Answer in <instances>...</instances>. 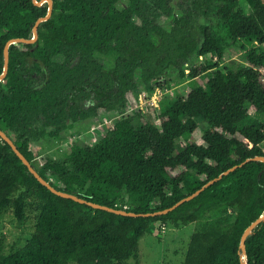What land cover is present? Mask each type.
Here are the masks:
<instances>
[{"label":"trees","instance_id":"obj_1","mask_svg":"<svg viewBox=\"0 0 264 264\" xmlns=\"http://www.w3.org/2000/svg\"><path fill=\"white\" fill-rule=\"evenodd\" d=\"M53 1L38 41L10 45L0 82V127L41 176L87 201L152 213L237 168L167 214L133 217L53 193L0 137V216L11 208L24 226L35 214L31 238L0 252V264H120L158 221L196 223L184 264H242L244 256L247 264H264V221L247 237L245 254L240 246L246 228L264 215V162L253 159L264 156L263 0H218L224 34L201 24V43L194 33L198 0H126L122 9L121 0ZM48 9V2L0 0V75L8 41L33 38ZM161 16L172 18L170 30L158 23ZM230 44L245 51L244 61L223 63ZM59 55L64 62L55 60ZM202 56L206 61L192 67ZM101 58H113L114 66ZM139 69L149 94L182 83L187 91L164 97L150 115L130 111ZM202 75L200 84L195 78ZM91 95L96 102L82 107L79 99ZM101 110L121 114L104 138L35 165L33 139L59 138L70 122L95 120Z\"/></svg>","mask_w":264,"mask_h":264},{"label":"rangeland","instance_id":"obj_2","mask_svg":"<svg viewBox=\"0 0 264 264\" xmlns=\"http://www.w3.org/2000/svg\"><path fill=\"white\" fill-rule=\"evenodd\" d=\"M203 0H198L195 16L194 33L198 41L202 42V34L199 32L198 27L203 24L215 32L222 34L223 30L220 28V17L217 14V7L222 3L218 0L210 2V6L205 8L202 4ZM179 0H175L174 4H178ZM264 2V0H263ZM126 0H121L117 7L122 9L127 6ZM176 14L182 15V11L177 9ZM194 18V17H193ZM137 20V19H136ZM158 23L166 30H170L173 20L167 16H161ZM193 59V66L189 64L186 66V75L188 81L190 80V68L197 67L206 61L205 57ZM56 61L64 62L65 57L59 55L55 57ZM215 61L217 58L214 59ZM245 51H243L239 44H230L227 46L223 63L229 64L233 61H244ZM101 61L105 64L106 68L114 66L113 58L104 59ZM205 75L195 78L200 84L205 82ZM135 80L138 83V91H135L128 100L130 111H140L142 114L150 115L154 107L159 106V102L164 97L176 98L186 93L188 83H182L177 87L167 89L166 91L160 90L154 94H149L146 90V85L142 81L141 70H137ZM163 91V92H162ZM83 100L79 99L82 107L87 108L96 102L95 96L91 95L85 97ZM254 115V110L249 112ZM121 118V114L117 111L108 112L101 110L99 116L95 120H84L80 122H70L68 127L63 130L59 138L50 137L48 135L32 140L31 148L37 154L35 165L42 167L45 161L51 157L53 159H65L71 153L73 148L79 146L84 147L87 145H94L98 143L105 135L114 127L116 121ZM264 121V116L260 117ZM137 118H134V123L137 125ZM200 127L203 129L208 128V123L205 120L199 119ZM52 128H49L51 130ZM197 142L201 143L202 138H198ZM183 148L182 143L179 144ZM264 147V145H263ZM55 178V177H54ZM205 179V177H202ZM130 200L125 197L124 206H130ZM214 216V213L209 216ZM196 223L188 224H175L171 221L163 224L158 221L155 222L140 239L139 251L126 261L120 264H184L188 246L193 233L195 232ZM35 229V214L34 212L29 217L24 226L18 224L17 218L11 208H8L0 216V252L10 253L22 248L26 242L31 238ZM77 264V263H71Z\"/></svg>","mask_w":264,"mask_h":264},{"label":"water","instance_id":"obj_3","mask_svg":"<svg viewBox=\"0 0 264 264\" xmlns=\"http://www.w3.org/2000/svg\"><path fill=\"white\" fill-rule=\"evenodd\" d=\"M34 3L37 6L42 5L45 2L49 3V9H48V14L43 17L38 19V21L36 22L35 26H34V30H33V38L31 39H24V38H17V39H11L10 41H8V43L6 44L5 47V67H4V72L2 75H0V82H3L7 73H8V67H9V48L11 44H15V43H36L39 39V32H38V25L40 24V22L42 21H46L48 19H50L52 17L53 14V9H54V1L53 0H33ZM31 60H35L38 62H41L39 59L36 58H31ZM42 63V62H41ZM0 137L3 138L7 143L10 144V146L12 147L13 151L16 153V155L22 160V162L28 167L29 172L32 173L39 181L42 185L46 186L48 189H50L53 193L64 197V198H69V199H73L77 202L80 203H84V204H88L90 206H92L93 208L96 209H103L109 212H114L117 214H121V215H126V216H133V217H137V216H159V215H164L167 214L168 212L176 209L177 207H179L181 204H183L186 201H189L191 199H193L195 196H197L198 194H200L201 191H203L204 189H206L207 187L211 186L212 184H214L215 182H217L219 179H221L224 175L229 174L230 172L234 171L237 166H234L230 169H228L227 171H225L224 173H222L221 175H219V177L208 181L201 189L197 190L195 193L185 197L184 199L180 200L179 202L175 203L173 206L169 207V208H165L163 210H158L152 213H135L133 211H128L126 209H117V208H112L106 205H102V204H98V203H94V202H90L87 201L86 199H83L75 194L72 193H68L65 191H61L59 189H57L55 186L52 185V183L48 180H46L43 176L40 175V173L38 172V170L32 165V163L26 158V156L20 151V149L18 148V146L16 145V143L13 141V139L4 131L1 129L0 127ZM254 160H260L264 162V156H257L255 158H253ZM250 160V159H249ZM248 161V160H247ZM262 221H264V215H262L260 218H258L256 221L252 222L244 231L242 238H241V249L245 254L246 251V239L247 237L252 233V231L255 229V227L261 223ZM242 264H247V261L245 260V256L243 257V262Z\"/></svg>","mask_w":264,"mask_h":264}]
</instances>
